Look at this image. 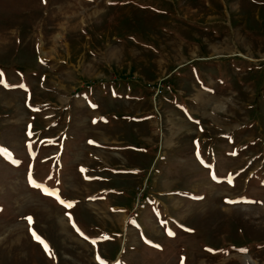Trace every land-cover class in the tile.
Masks as SVG:
<instances>
[{
  "label": "rangeland",
  "instance_id": "1",
  "mask_svg": "<svg viewBox=\"0 0 264 264\" xmlns=\"http://www.w3.org/2000/svg\"><path fill=\"white\" fill-rule=\"evenodd\" d=\"M0 264H264V0H0Z\"/></svg>",
  "mask_w": 264,
  "mask_h": 264
},
{
  "label": "crops",
  "instance_id": "2",
  "mask_svg": "<svg viewBox=\"0 0 264 264\" xmlns=\"http://www.w3.org/2000/svg\"><path fill=\"white\" fill-rule=\"evenodd\" d=\"M195 78V81L198 83V85H200L201 86V88L203 87H207V86H204V83L201 81V79H200V77L197 75V76H194ZM216 81L218 82V79L216 78ZM210 90H211V92H208V93H214V91H213V89L212 88H210ZM171 92V91H170ZM202 96V95H201ZM198 98L200 97V96H197ZM195 100V99H194ZM173 103H175V102H173Z\"/></svg>",
  "mask_w": 264,
  "mask_h": 264
},
{
  "label": "snow or ice",
  "instance_id": "3",
  "mask_svg": "<svg viewBox=\"0 0 264 264\" xmlns=\"http://www.w3.org/2000/svg\"><path fill=\"white\" fill-rule=\"evenodd\" d=\"M69 207H71V205H69ZM38 238V237H37ZM39 239V238H38ZM45 247L47 248V245H45ZM243 251H246V250H243Z\"/></svg>",
  "mask_w": 264,
  "mask_h": 264
}]
</instances>
